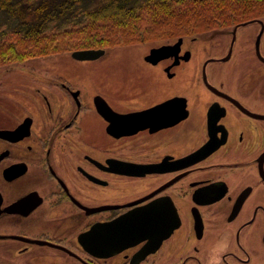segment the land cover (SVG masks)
<instances>
[{"label": "flooded vegetation", "instance_id": "1", "mask_svg": "<svg viewBox=\"0 0 264 264\" xmlns=\"http://www.w3.org/2000/svg\"><path fill=\"white\" fill-rule=\"evenodd\" d=\"M197 40L9 77L0 264H264V17Z\"/></svg>", "mask_w": 264, "mask_h": 264}, {"label": "trees", "instance_id": "2", "mask_svg": "<svg viewBox=\"0 0 264 264\" xmlns=\"http://www.w3.org/2000/svg\"><path fill=\"white\" fill-rule=\"evenodd\" d=\"M27 1L35 2V8L29 5L22 7L23 1H17V5L28 15L25 17L24 13L21 14L22 19L16 27L3 33L0 60H22L59 52L65 44L71 46V38L78 37V34L85 38L79 44L89 43L77 48L81 49L99 47L112 39L110 36H116L114 39L118 41L122 34L137 33L141 30L138 29L141 23H147L149 28L168 25L182 27L189 23L194 26L202 20L204 12H215V15L222 17L228 10L237 11L241 14L238 17L244 19L248 13L264 5V0H138L133 3L128 0H104L83 13L86 17L83 23L46 31L39 25L44 18H40L36 12L44 11L45 18L62 17L69 14L71 8L79 9L72 7L70 0Z\"/></svg>", "mask_w": 264, "mask_h": 264}, {"label": "rangeland", "instance_id": "3", "mask_svg": "<svg viewBox=\"0 0 264 264\" xmlns=\"http://www.w3.org/2000/svg\"><path fill=\"white\" fill-rule=\"evenodd\" d=\"M17 1L19 0H0V40L4 32L14 29L18 24V21L22 19V16L25 17L28 15V12H23L22 9L17 5ZM22 7L30 6L34 7L35 2H28L27 0H22ZM36 1V0H30ZM55 2L60 0H54ZM62 1V0H61ZM72 3L71 12L69 14H65L62 17H47L45 18V12H36L41 19L42 22L39 24L46 31L61 28L64 26H69L75 23H83L86 19L84 17V12L93 7L98 6L104 0H70ZM129 3L136 2L138 0H128ZM58 5V4H57ZM16 7V8H15ZM56 7V6H55ZM60 7H57V9ZM22 11V12H21ZM264 17V5L259 6L257 10H253L247 15H253L257 13H261ZM24 13V14H23ZM34 13V12H33ZM20 14V15H19ZM23 14V15H21ZM27 14V15H26ZM233 15V16H232ZM238 15H241L240 12L237 11H226L222 17L215 15V12H204L202 13L201 21L198 24H194L191 26L189 24H185L181 26H157L156 28H149L147 23H141L137 33L131 34L126 33L119 36V40L116 41V36H110L109 41L103 45H98L102 47L105 51V58L112 59H129V58H141V54L145 52L146 48L152 44H158L161 42L172 41L175 40L178 36L182 37H191L198 36L197 42L201 43H211L212 41L208 40V37L211 35H217L219 32L224 30L225 28L231 27L236 21L242 20ZM218 16V17H217ZM226 16H229L226 18ZM237 16L238 18L234 17ZM247 16V17H248ZM207 17V19L203 18ZM246 17V18H247ZM245 19V18H244ZM10 20V21H9ZM38 25V26H39ZM37 26V27H38ZM78 37L71 38V43L69 45L65 44L64 49L59 52H55L47 55H40L38 57L25 58L22 60H9L3 59L0 60V107H9V81L15 82V79H10V76L18 77L19 81L21 80V76L23 75H31L37 74L36 71H30L29 69L33 65H37L39 60L44 59H56L60 61L70 60V53L72 50L82 47L83 45L88 46L89 43L79 44L80 41L85 40V38L78 34ZM74 39V40H73ZM203 39V40H199ZM96 47V46H95ZM140 54V55H138ZM204 58V56H202ZM24 69V70H21Z\"/></svg>", "mask_w": 264, "mask_h": 264}, {"label": "water", "instance_id": "4", "mask_svg": "<svg viewBox=\"0 0 264 264\" xmlns=\"http://www.w3.org/2000/svg\"><path fill=\"white\" fill-rule=\"evenodd\" d=\"M181 41V38H179L174 45H169L165 47H161L158 49H153L150 51V53L146 56V58L152 57L155 53H159L158 57H162L167 55L170 52V48L178 47L179 43ZM103 52V49L100 48H81V49H75L71 51V56L74 58H79V59H86V58H93L98 55H100ZM161 53V54H160Z\"/></svg>", "mask_w": 264, "mask_h": 264}]
</instances>
